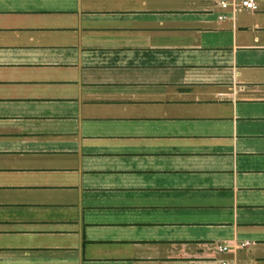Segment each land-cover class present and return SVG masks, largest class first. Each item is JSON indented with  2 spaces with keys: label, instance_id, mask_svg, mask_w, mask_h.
Returning a JSON list of instances; mask_svg holds the SVG:
<instances>
[{
  "label": "crops",
  "instance_id": "obj_1",
  "mask_svg": "<svg viewBox=\"0 0 264 264\" xmlns=\"http://www.w3.org/2000/svg\"><path fill=\"white\" fill-rule=\"evenodd\" d=\"M220 1L0 0V264H264V0Z\"/></svg>",
  "mask_w": 264,
  "mask_h": 264
},
{
  "label": "built area",
  "instance_id": "obj_2",
  "mask_svg": "<svg viewBox=\"0 0 264 264\" xmlns=\"http://www.w3.org/2000/svg\"><path fill=\"white\" fill-rule=\"evenodd\" d=\"M218 6L222 10H229L232 9L233 12H248V11H255L257 9V0H222L219 2ZM219 20H224V16H219ZM220 252H227L228 249L225 247H221L219 249ZM227 264V263H221Z\"/></svg>",
  "mask_w": 264,
  "mask_h": 264
}]
</instances>
